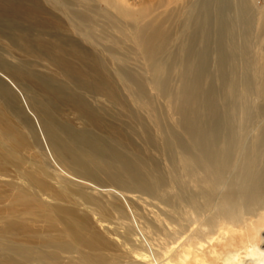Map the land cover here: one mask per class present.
<instances>
[{"label":"bare ground","instance_id":"bare-ground-1","mask_svg":"<svg viewBox=\"0 0 264 264\" xmlns=\"http://www.w3.org/2000/svg\"><path fill=\"white\" fill-rule=\"evenodd\" d=\"M163 6L0 0V74L15 81L0 75V264H239L259 248L263 219L250 214L264 207V0ZM7 43L30 60L12 62ZM173 71L180 88L162 87L179 100L178 129L165 142L176 166L169 181L163 173L152 180L140 151L128 147L122 125L130 123L117 119L141 116L151 82ZM18 98L60 170L23 153L30 144L12 118L32 126ZM57 103L76 108L85 126L60 116ZM160 186L161 246L141 229L135 247L115 246L118 233L101 221L117 202L99 188L153 196Z\"/></svg>","mask_w":264,"mask_h":264},{"label":"rangeland","instance_id":"rangeland-1","mask_svg":"<svg viewBox=\"0 0 264 264\" xmlns=\"http://www.w3.org/2000/svg\"><path fill=\"white\" fill-rule=\"evenodd\" d=\"M148 1H150V3L153 4L154 8H158L159 12L165 9V7L163 6L164 0H148ZM172 6H175L174 2H172L169 7H172ZM171 19H173V16H171ZM181 21H178V23H180ZM2 46H3L2 48L5 51H8L10 55L12 56V57H9V59H11L12 62L15 61L17 63V58H22L23 60H27V61L30 60L29 56H25L23 53L17 50L13 45H9L7 43ZM176 72L177 71H173L171 74H168V72H164L161 74V77L158 78V79H161V82L158 83L157 81L158 79L155 82H151L152 85L153 84L155 85L154 88L157 89L158 92L155 89L154 90L150 89L151 91H153V93L149 91L150 94L148 95L147 101L144 104V111H142L141 109V111L144 114L142 113L141 116L140 114L139 115L135 114V116H130V117L119 116L117 119V120H120L118 123L129 122L130 126L132 125L130 127V126L122 125L121 123V125L123 126L125 130L124 132L130 138L128 147L134 148L140 151V154L145 159L146 171L148 173V177L152 180H154L153 178L160 177L161 173H163L165 177L167 178V181H169L170 178L168 174H170L172 169H174L176 166L172 162L168 161V153H166V150H165V142H166V139L173 140L172 130L178 129L177 122L180 119V115L176 113L175 110L178 107L177 105H179L178 103L179 100L177 101V99L173 97L172 92L168 90V93H167L164 87H162L163 81L168 80L170 85H173L175 89L178 90L180 88V86L182 85V81L180 77L176 74ZM0 75H2V77L7 82L11 83V85H12V82H15L12 78H8L3 73H1ZM61 79L65 80V78H62V77ZM19 88L21 90L23 89L21 86H19ZM16 92L18 93L17 90ZM28 94L29 95H27V100L29 104L30 99H32V93H28ZM88 97H87L88 101L91 102L92 105L95 104L94 105L95 107H98V104H102L103 106L105 105L104 107L106 108H110L111 106L110 103L108 104V101L102 98L101 100H95L94 98H92V96H88ZM150 98L152 99L153 102L151 101ZM18 99L20 100V98ZM219 101H220V105H222L221 98L219 99ZM19 102H20L21 108H23L24 105L22 101L20 100ZM57 104L59 107L60 116L63 115L62 117H64V119H70L72 123H74L73 125L77 128H83L85 126L84 120L77 118L79 116V113L76 110V108L71 107L69 105H65V104H59V103ZM29 106H31L30 107L31 110H33V112L35 113L36 109L34 108L33 101H31ZM23 110H24L25 115L27 114L26 116L29 117L31 121L32 129L29 126H27L26 128L24 124H22L21 121L17 117L12 118L15 126L19 128L20 132L25 136L28 143L30 144L28 152L24 151L23 153L26 156L28 155L27 157L30 160L33 159L36 161L38 160L37 157H39V160L41 162L39 160L38 162L44 164L45 167L47 166L48 168L47 167L46 168L49 170H60V167L56 161L57 159L55 155L53 154V152L50 153L48 149L45 147L41 133L38 131V129L36 128L34 124V118H32L33 116L30 114V112L25 107L23 108ZM120 111L121 110L119 108H113V112L115 113H118ZM146 112L148 113L146 114ZM35 114L39 117L38 112H36ZM176 114H178V116ZM104 116L106 117V120L108 119V121H111L110 119L114 120L113 117L111 118L112 116L111 114L109 116V113L105 114ZM263 131L264 129H261L259 131V134L261 136H262ZM101 133H104V132L101 131ZM152 138L153 140H155V142L159 146L157 149L153 147L152 144L147 143L148 140ZM35 155H38V156L34 157ZM11 169L13 172L16 170L13 166ZM99 189H101L103 193V197H102L103 199L108 200L110 202L112 201L117 202L115 209L112 212H108L107 214L105 213V217L103 218V221H101V222H104V225H106L108 230L110 229L109 230L110 232L118 233L115 236H111L112 238L113 237L115 238L114 243H113L115 244V246H118V248L123 247V245L135 247L137 243H135L134 239L136 235L138 236L140 235V229L146 232L145 234H146V237L148 236L147 239L149 241L154 242L153 243L154 248L157 249L158 245L161 246V242H160L161 226H157L158 219L161 220V186L157 189V192L153 196L148 195V194H142L139 192H130L124 189H117V188H112V187L111 188L110 187H100ZM106 189H115L119 191L120 193H118L117 191L116 193L115 190H112L113 194L111 196V194H109L107 192L108 190ZM87 191L91 192L92 188L87 187ZM96 196L101 197V195H98V194ZM96 211L97 212H94V213H99L100 209ZM93 215L94 214H92V216ZM250 215L254 217L255 221H257L258 218L263 219V223H261L262 225L258 232L259 248L255 247L254 251L245 252L241 258V261H240L241 264H258L264 259V207L261 205L257 206L255 209V213H251ZM93 217H95V221H96L97 220L96 216H93ZM122 223L123 225H121ZM158 227H159V230L157 229ZM101 230L103 232L105 231V233L109 235V233L106 230L102 228Z\"/></svg>","mask_w":264,"mask_h":264}]
</instances>
